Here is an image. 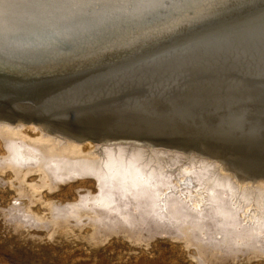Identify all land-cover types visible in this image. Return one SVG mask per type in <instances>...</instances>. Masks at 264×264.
<instances>
[{
	"label": "bare ground",
	"instance_id": "obj_1",
	"mask_svg": "<svg viewBox=\"0 0 264 264\" xmlns=\"http://www.w3.org/2000/svg\"><path fill=\"white\" fill-rule=\"evenodd\" d=\"M0 182L22 238L169 218L195 264L264 259V0H3Z\"/></svg>",
	"mask_w": 264,
	"mask_h": 264
},
{
	"label": "rangeland",
	"instance_id": "obj_2",
	"mask_svg": "<svg viewBox=\"0 0 264 264\" xmlns=\"http://www.w3.org/2000/svg\"><path fill=\"white\" fill-rule=\"evenodd\" d=\"M164 157L166 158L167 155ZM168 167L171 171H168L167 174L173 178L179 177L185 167L191 171L189 174L202 172L199 164L197 166L190 164V161L185 158L177 164L168 165ZM77 182L78 180H74L71 183L77 184ZM63 186L68 188V184H63ZM199 188L200 186L194 187V189ZM10 190L12 191L5 182H0L1 204L2 202L6 204L5 201L8 199L5 200L4 197ZM75 192V188L69 189L65 196L71 197ZM55 193L56 191L53 192V194ZM184 193L187 192L184 191ZM10 201L11 203L16 202L15 200ZM8 221L13 223L16 218L9 217ZM161 222L165 229L156 228L153 222L150 225L147 224V227L145 225V228L150 229L151 235L145 238L142 243H134L121 234H114L104 244L97 247L87 244L84 239H78L75 242L69 240L56 242L52 239L37 240V236H42L41 234H44L46 228H44L45 230L33 228V231H39L40 235L35 238L31 235L22 238L17 232L2 226L0 227V264H195L182 244V235L172 225V220L166 218ZM0 224H4L1 216ZM217 236V239H221V235ZM204 239L207 240L209 237L205 236ZM220 249L223 250L222 256L225 258L237 255L238 263L236 262V264H264V259H254L250 262L241 261L242 256L245 257L248 254V250L244 248L243 251L241 250L243 254L241 251V254L240 252L227 251V247L224 245H221Z\"/></svg>",
	"mask_w": 264,
	"mask_h": 264
},
{
	"label": "snow or ice",
	"instance_id": "obj_3",
	"mask_svg": "<svg viewBox=\"0 0 264 264\" xmlns=\"http://www.w3.org/2000/svg\"><path fill=\"white\" fill-rule=\"evenodd\" d=\"M2 2H3V0H0V3H2ZM62 2L75 5V4L79 3V0H62Z\"/></svg>",
	"mask_w": 264,
	"mask_h": 264
},
{
	"label": "water",
	"instance_id": "obj_4",
	"mask_svg": "<svg viewBox=\"0 0 264 264\" xmlns=\"http://www.w3.org/2000/svg\"><path fill=\"white\" fill-rule=\"evenodd\" d=\"M18 102H29V103H31L30 100H24V101H18ZM15 103H16V102H15ZM7 114L14 115L13 113H7ZM15 115H22V114H15ZM22 116L29 117V116H27V115H22ZM144 140H150V138H144Z\"/></svg>",
	"mask_w": 264,
	"mask_h": 264
}]
</instances>
